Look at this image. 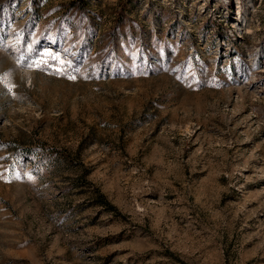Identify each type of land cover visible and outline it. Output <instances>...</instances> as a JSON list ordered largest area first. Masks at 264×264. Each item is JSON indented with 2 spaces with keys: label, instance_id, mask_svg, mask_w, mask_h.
<instances>
[{
  "label": "rangeland",
  "instance_id": "rangeland-1",
  "mask_svg": "<svg viewBox=\"0 0 264 264\" xmlns=\"http://www.w3.org/2000/svg\"><path fill=\"white\" fill-rule=\"evenodd\" d=\"M0 264H264V0H0Z\"/></svg>",
  "mask_w": 264,
  "mask_h": 264
},
{
  "label": "trees",
  "instance_id": "trees-1",
  "mask_svg": "<svg viewBox=\"0 0 264 264\" xmlns=\"http://www.w3.org/2000/svg\"><path fill=\"white\" fill-rule=\"evenodd\" d=\"M96 202H98L102 205H105V206H109V204L106 201V199L104 198V196L102 194H100L99 192H97Z\"/></svg>",
  "mask_w": 264,
  "mask_h": 264
}]
</instances>
